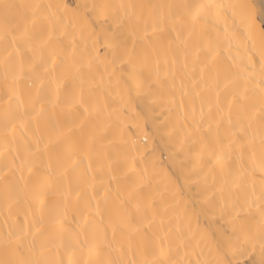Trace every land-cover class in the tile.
<instances>
[{"label": "snow or ice", "instance_id": "obj_1", "mask_svg": "<svg viewBox=\"0 0 264 264\" xmlns=\"http://www.w3.org/2000/svg\"><path fill=\"white\" fill-rule=\"evenodd\" d=\"M0 219V264H264V0H0Z\"/></svg>", "mask_w": 264, "mask_h": 264}, {"label": "bare ground", "instance_id": "obj_2", "mask_svg": "<svg viewBox=\"0 0 264 264\" xmlns=\"http://www.w3.org/2000/svg\"><path fill=\"white\" fill-rule=\"evenodd\" d=\"M51 2H71V0H51ZM79 2V0H78ZM227 3L229 0H223ZM234 2V0H233ZM260 7L261 0H248ZM101 54H103L101 50ZM167 112L155 105L145 107L139 98L132 94L124 109L122 119L125 122V137L129 141H137L144 155L149 157L150 162H155L158 171H172L169 155L175 150V145L169 141L163 132H157V128H163ZM146 146V147H145ZM183 185V180L179 181ZM187 211L192 217L193 227L212 235L217 232L223 223L218 217L211 214L198 215L200 208L198 203L186 200ZM2 224V219H0Z\"/></svg>", "mask_w": 264, "mask_h": 264}]
</instances>
